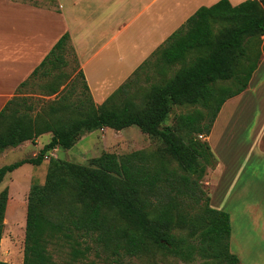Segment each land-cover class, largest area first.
Returning <instances> with one entry per match:
<instances>
[{
    "label": "trees",
    "instance_id": "1",
    "mask_svg": "<svg viewBox=\"0 0 264 264\" xmlns=\"http://www.w3.org/2000/svg\"><path fill=\"white\" fill-rule=\"evenodd\" d=\"M71 54L78 63L70 36L64 34L17 88L16 93L39 74L49 78L46 94H59L41 112L34 115L28 99L16 93L0 111V152L52 134L35 157L1 167L0 184L19 167L40 166L47 154L70 150L96 130L137 126L161 147L126 159L105 152L89 165L51 157L45 183H34L28 195L22 264H61L53 246H68L73 262L94 254L105 264H128L126 258L160 264L159 259L170 257L239 264L230 251V215L210 205L201 183L217 159L198 136L210 135L223 105L248 88L264 57V1L232 6L220 0L199 8L101 105L95 104L81 70L65 71ZM149 70L160 74L159 82L141 94L131 92ZM73 73L83 82L76 99L67 83ZM174 106L198 108L166 125ZM8 200L5 188L0 193V248Z\"/></svg>",
    "mask_w": 264,
    "mask_h": 264
},
{
    "label": "crops",
    "instance_id": "2",
    "mask_svg": "<svg viewBox=\"0 0 264 264\" xmlns=\"http://www.w3.org/2000/svg\"><path fill=\"white\" fill-rule=\"evenodd\" d=\"M55 1L47 7L0 0V111L64 34L70 36L95 104L101 105L199 8L220 0ZM245 1L229 0L232 6ZM129 61L132 64L126 68ZM51 137L47 133L19 147L30 145L37 153ZM206 139L217 159L209 170L217 178L209 196L210 205L218 209L221 201L216 207L214 202L226 192L223 187L230 178L243 174V163L253 159L258 166L264 163V57L248 88L223 105ZM8 210L9 203L5 220Z\"/></svg>",
    "mask_w": 264,
    "mask_h": 264
},
{
    "label": "rangeland",
    "instance_id": "3",
    "mask_svg": "<svg viewBox=\"0 0 264 264\" xmlns=\"http://www.w3.org/2000/svg\"><path fill=\"white\" fill-rule=\"evenodd\" d=\"M36 2L41 6H54L53 0H36ZM69 56V66L65 71L70 73L71 69L75 68V72H78V63L75 61L73 54ZM131 64L132 61H129L125 67L128 68ZM178 68V65L173 67L169 77ZM159 75L156 71H143L138 82V88L133 87L130 91L141 94L145 91L144 88L149 87L152 83L159 82ZM75 76L73 73L67 82L74 93L73 99L80 95L83 87L82 79ZM48 80L49 78L39 74L28 81L16 93L17 96L28 99L33 106L34 115L41 112L59 94L52 96L46 94L44 86ZM65 85L66 83L62 85L60 90ZM197 108L195 106H174L165 124L174 125L180 114L193 112ZM218 131H216V134ZM215 136L214 134L212 143L216 139ZM198 138L202 142L207 141V137L202 135L198 136ZM19 146L7 148L0 152V168L21 160L33 158V155L36 156L39 153L31 151L32 147L30 145L23 149H20ZM159 147H161L159 141L143 133L137 126H131L121 131L112 129L96 130L83 135L70 150L61 149L60 151L47 154L45 161L40 166L25 164L14 172L7 174L4 182L0 184V193L5 188L9 190V210L1 240L0 260L13 264L23 263L28 195L34 183L40 185L45 183L51 157H58L61 160L76 164L89 165L92 159L100 157L105 152L116 154L120 159H126L132 157L138 151H154ZM236 158L239 159V157ZM242 159H245V157H242ZM243 166V174L237 176L236 179L234 177L229 179L231 182L227 187H223L227 188L226 192H220L219 200L216 203L214 202L213 206H220L219 201H221V207L218 209L229 213L231 217L230 251L239 257L240 264H264V163L258 166L253 159L244 162ZM210 169L212 168H207V173L201 181L208 195L216 188L215 185L217 183V178L214 177V174L209 175ZM194 208L196 209L197 207ZM52 248L56 250V252H53L54 259L61 264H87L90 262L105 264L102 259L97 258L94 254L89 255L86 259L73 262L70 253L71 249L68 246H53ZM125 262L128 264H144L145 259L126 258ZM203 262L199 257L190 263L178 261L171 257L159 259L160 264H203Z\"/></svg>",
    "mask_w": 264,
    "mask_h": 264
}]
</instances>
